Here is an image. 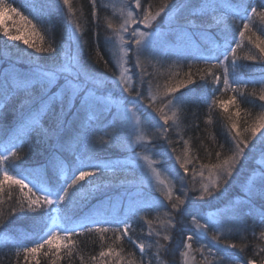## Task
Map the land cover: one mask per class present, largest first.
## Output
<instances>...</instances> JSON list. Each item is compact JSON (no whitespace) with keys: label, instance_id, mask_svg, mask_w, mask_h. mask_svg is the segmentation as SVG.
I'll use <instances>...</instances> for the list:
<instances>
[{"label":"trees","instance_id":"1","mask_svg":"<svg viewBox=\"0 0 264 264\" xmlns=\"http://www.w3.org/2000/svg\"><path fill=\"white\" fill-rule=\"evenodd\" d=\"M129 1L131 0H126ZM233 1L240 2V0ZM168 2L169 0H141L145 7L151 4L153 14ZM176 2L179 3V0ZM217 2L218 0L214 3ZM245 3L256 6L258 13L251 14L243 20L223 13L222 7H218L215 13L216 17L223 21L219 28L223 29L225 24L228 26L227 38L234 42L233 48L239 43L235 61L241 65V69L238 73L236 71L238 74L236 83H232L227 91L223 90L222 82L218 86L214 85L212 77L207 75L209 68L217 74L221 73L214 66L217 64L206 63L204 58L194 56V53L207 48L200 45L201 41H196L195 35L198 34H202V37L211 43H218L219 50L224 47V40L216 38L219 29L205 32L203 27L190 28L183 18L177 25L174 21L181 14L175 8H166L165 12L161 13V17L153 21L156 31H170V35L167 40L156 42L149 52L139 58L140 67L135 66V58L129 59L133 68L132 71L130 70L134 81L132 87L140 90L142 102L131 103L126 98V92L122 93L121 89L115 86L112 89L117 97L127 101L137 110L141 121L144 122L141 140H138V137L136 140L132 132L122 139L120 135L122 130L130 127L127 121L117 115L113 120L103 121L101 124L97 119L90 125L85 123L83 127L80 126L79 121L76 125H70L64 136L65 150L54 152L49 147L54 141L46 144L42 138L36 139L35 133L32 134L34 137L32 142L24 136V131L20 135L10 134L13 125L20 121V117L13 119L11 105L7 108L0 106V118H2L0 119V153L6 154L5 150L8 149L6 147L19 145L16 149L18 158H12L3 165L8 168L10 175L39 184L45 174L53 175V164L56 165L57 178L61 174V164L70 174L71 169L76 166L77 155L92 164H100L105 169L102 173H98L96 187L90 188L86 184L76 197L75 204L70 206L66 213H60L55 221L72 224L77 219L90 216L94 208L101 203L112 199L119 202L120 197L136 195L140 189L145 190L143 196L159 198L158 204L153 207L133 206L127 201H121L118 204L121 207L122 217L108 221L105 228L110 230L74 231L67 238L66 234H60L56 241L63 243L44 244L43 248L36 253H29L25 258L23 248L34 247V242L45 234L53 220L49 218L45 223L39 219L37 212L21 213V206L27 207L29 198L35 199L40 195L35 189H33L35 195L28 191L33 184L21 190L20 186L12 181H5L3 188L0 189V264H53V261L55 264H91L93 258L89 256L100 254L102 247L107 250L109 246L116 247V251L119 252L118 262L126 257L127 264L131 262L141 264V261L145 264L148 261H151V264H161V262L184 264L185 255L182 253H187L186 237H182L181 234L192 232L195 227L192 216L206 211H218L228 204H235L238 199L242 201L236 211L237 225L229 236L221 238L224 244L237 245L232 249L235 254L230 252L225 259L219 260L218 257L223 253L217 252L218 248L212 249L215 255H209L207 247H204L202 253L201 246L193 240L191 241V253L194 258L192 260L195 264H205L206 261L209 264H216L214 262L216 260L220 264H236V260H239L240 264H246L251 259L255 260L256 264H261L264 260V237L260 234L264 232V223L261 222L260 213L264 201L254 200L253 204L249 205L244 193L240 192V186L246 182L251 170L257 166V151L260 152L259 138L264 132V101L259 99V96L264 94V83H261L264 81V54L257 47V45L264 47V31H262L264 19H261L259 14L260 11H264L260 8L264 0H245ZM71 8L72 11L69 12V6L64 5L63 0H0V84L3 83L6 75L11 82L13 74L26 75L28 70L37 65L43 68L54 67V61L58 63L63 53L69 49L68 38L74 24L79 26L75 34L78 38H84L80 43V59L83 64L97 76L105 75L104 73L109 76L108 66L112 63L113 55L112 50L107 49L109 42L106 40L113 42L114 35L120 28V3L116 0H96L94 10L91 0H71ZM133 9L135 13L140 11L136 10L134 5ZM94 11L95 15H93ZM182 16L187 17V13H183ZM23 17H27L32 23L29 24ZM164 19L168 23L163 22ZM245 22L249 24L247 30L244 29ZM109 23L112 24V28L107 27ZM196 23L199 24L200 21L197 20ZM241 30L245 33L243 37L239 35ZM5 31L11 35H18L21 39L9 42L8 37L4 36ZM181 36L189 40L193 38L194 43L183 44L179 40ZM25 39L34 47L26 45ZM37 47L41 49L51 47L55 52H36ZM249 56L255 59H249ZM232 59L230 54L229 65ZM105 61L108 62L107 67ZM189 74L195 84L179 88L174 95L180 96L183 93L182 102L170 103L172 95L169 94L168 89L186 82ZM141 76L142 86L139 82ZM201 76L205 78L201 79ZM117 77L115 71L114 80ZM235 85L238 86V90L235 89ZM215 87L220 91H216L213 95L210 90ZM233 89L236 92L231 93ZM233 96H235L234 101ZM213 101L216 103L212 104ZM97 115L101 117L100 120L105 117L104 113L99 112ZM164 116L168 118L167 124L164 123ZM80 119H83V114ZM233 123L241 131L239 136L232 131ZM253 127L259 128L255 137L251 132ZM74 140L76 141L72 144ZM244 140L249 141L248 147L244 149L249 158L241 160L245 165L244 168H240V164L236 165L240 171L239 174L234 173L235 179L229 187L224 183L222 176H217L212 165L223 164L235 152L236 143ZM252 143H256L258 148L250 152ZM142 144L144 148L152 149L154 153L152 159L156 167L169 177L170 199L168 194L147 188L144 185L145 176L131 163L136 161L137 157L130 154L128 148ZM240 146L244 147V144L240 143ZM217 153H220L219 157ZM181 163L188 169L187 173L180 167ZM181 176L184 177L182 182ZM210 177H217L220 191L213 187L217 182L210 184ZM2 179L3 175L0 173V180ZM205 186L212 189L215 199H195L200 196V190ZM184 192H187V198ZM177 197H180L184 203L180 204ZM173 203L178 205L179 212L173 210ZM65 215L68 219H65ZM125 219L132 224L128 236L122 228ZM173 224L175 228H172ZM165 234L170 235L171 239L164 240ZM142 240L149 245L143 260L140 259L139 250L135 245L137 241ZM157 241L163 247H158ZM76 242L77 249L72 252V256H69L71 254L69 250L75 248ZM98 247L100 251L93 253L92 251ZM134 250L137 251V255Z\"/></svg>","mask_w":264,"mask_h":264},{"label":"snow or ice","instance_id":"2","mask_svg":"<svg viewBox=\"0 0 264 264\" xmlns=\"http://www.w3.org/2000/svg\"><path fill=\"white\" fill-rule=\"evenodd\" d=\"M93 9L96 8V0H91ZM64 5L69 6V12L72 11L71 0H63ZM218 7H233L237 15L239 12L245 14H257L258 8L249 3H245V0H240L239 3L234 6L227 3V0H218L217 3H212L210 0H179V3L176 0H169L168 3L164 4L159 11L155 14L151 11V4L149 3L145 7L141 0H135L134 8L140 10L139 13H134L133 10H130L127 13V19L120 25V28L117 32L118 39L121 41V44L125 42V37L123 34H127L128 39L126 41L127 47H120V52L123 54V58L136 60V67H139V58L145 53L149 52L155 45L154 36H156V30L153 27V21H156L157 17L161 16V13L165 12L166 8H175L176 11L181 14L177 16V19L174 21L177 25L181 23L183 18L185 23L190 28H201L205 32H209L212 29H219V33L216 34L217 39L224 40V50H223V60L219 61V66L222 67V73L217 74L213 72L211 68L207 70V75L212 77V82L214 85H220L221 82L224 85V91H227L232 83H236V62L235 54L236 48L239 47V43L236 44V48L230 46L227 38V25L223 29H220L219 26L223 21L216 17V9ZM260 8L264 10V3L260 5ZM187 13V17H183V13ZM261 19H264V11H260ZM95 15V11L93 13ZM210 18V19H209ZM235 18V17H234ZM241 20L244 19V16H239ZM29 24L32 23L31 20H28L27 17H23ZM199 20L200 23L197 24L196 21ZM135 25L136 27H131ZM143 26L144 30H141L140 26ZM171 23L169 27L171 28ZM35 28V25H33ZM108 28H112V24L107 25ZM249 24L244 23V29L247 30ZM79 29L77 25L76 28L69 35V49L65 51L60 58L59 62L54 61L55 66L52 68H43L39 65L28 70L26 75L13 74L11 76V82L9 76L6 75L2 84H0V106L7 108L9 105L12 106V115L13 119L17 116L21 120V128L24 130V136L29 142H32L34 139L33 133H35V138H42L47 144L49 141H54L50 144L49 147L52 148L54 152L65 150L64 136L67 132L70 125H76L77 121L81 127L87 123L90 125L94 120L99 119L97 115L98 110L107 107V89L108 85L112 82L111 78H98L92 70L87 68L80 59V41L79 38L75 35V31ZM264 31V30H262ZM123 33V34H122ZM244 31L241 30L239 35L244 36ZM4 36H7L9 40L16 41L20 40L21 37L18 35H11L8 31L4 32ZM106 42H110L107 41ZM24 43L29 47H34V45L29 44L28 40H24ZM75 44V50H72L71 45ZM262 54H264V47L257 45ZM97 45V51H98ZM36 52L41 51H52L55 52V49L49 47L48 49H41L37 47ZM229 53H231L233 59L231 65H229ZM249 59H255V57L249 56ZM51 59V57H50ZM219 60V57H217ZM208 62L207 60L205 61ZM108 62L105 61V67H107ZM123 67V65H121ZM231 67V71L229 70ZM130 69L124 68V72H128ZM103 74H100L102 77ZM232 77L230 81L229 77ZM204 79V76L200 77ZM123 79V74L120 77L115 78V87L120 88L121 92L132 94L133 91L136 93L137 99H142L141 92L138 88L129 87L128 82L125 80L121 83ZM140 84L143 85V77L140 78ZM264 83V81H261ZM195 84V81L192 79L191 75H188L186 82H182L177 87L169 88L168 92L172 95L170 103H180L183 99V93L180 96H175L174 94L179 90V88L187 87L188 85ZM216 91H220L218 87L210 90L211 94H215ZM235 91V89H233ZM261 101H264V94L259 96ZM232 100H235V96L232 97ZM216 102L213 101L212 104ZM209 105V107L212 106ZM151 106V105H150ZM124 108V111L127 112L128 109L121 105ZM108 112L111 113V108H108ZM81 114H83V119H80ZM239 115V113H237ZM71 117V119H69ZM2 119V118H0ZM164 123L167 124V116L163 117ZM163 127V126H161ZM232 128H236V124H232ZM166 131V129H164ZM259 131V128L253 127L251 129L253 137ZM239 136V132H237ZM260 158L256 160V167H254L248 175L246 182L241 185V191L244 193V198L249 205H252L254 200L264 201V132L260 135ZM240 143L244 144V147L240 146ZM249 141L244 140L238 142L235 145V152L233 155L225 160L223 164L212 165V168L216 170L217 176H222L224 178V183L229 187L232 186V181L235 179L234 173L239 174L240 169L236 167L237 164H240V168H244L245 165L241 163V160H247L249 157L245 153V147H248ZM19 145H13L10 149H6V154L0 153V173L3 175V179L0 180V189L3 188L5 181H12L13 183L20 186L21 190L27 188L28 185L25 183L24 178H17L9 174L7 167L3 165L6 164L12 158L17 157L16 149ZM258 145L252 143L250 152L257 149ZM75 155V153H73ZM219 157L220 153L216 154ZM17 167L19 165H16ZM151 166V165H150ZM181 168H184V172L187 173L188 169L183 163L180 165ZM56 165L53 164L54 173L52 176L44 175L39 184H33L32 188H29L28 191L35 195L33 189L36 192H39L40 195L36 196L35 199L29 198L27 201V207L21 206V213L26 214L28 212H37L39 213V219L47 223L49 218H52L53 223L49 226L48 231L36 240L34 247H24L23 252L25 258L29 253H36L40 248H43L44 244L52 245L58 236V226L55 223L56 217L62 213L67 212L70 206L75 204L76 197L80 194L81 190L86 187V184L90 188L96 187V180L99 179L98 173L105 171L100 164H92L80 156H76V166L71 169L69 172L61 164V174L59 178L55 175ZM93 169L88 171L85 169ZM78 173V174H77ZM184 177L181 176L180 180L183 181ZM86 182V183H85ZM51 185V187H49ZM217 191H220L219 183L213 185ZM227 189H225L226 191ZM187 198V192L183 193ZM207 198L215 199V193L211 188L205 186L200 190V196L195 199L205 200ZM170 199V195H169ZM180 204H183L184 201L180 200V197H177ZM63 205L64 207H60ZM173 210L179 212L180 208L176 203L172 204ZM171 216V214H169ZM261 222L264 223V204L261 205ZM65 219H68L65 215ZM201 217L197 215L192 216V222L195 225L192 232L188 234L185 238V248L191 249L193 240H200L207 237V232L210 228L214 230L216 234L211 237L213 245H216L220 242V236L222 235V229L220 227V221H214L209 223L208 220L202 224ZM172 228H175V225H171ZM127 222H124V233L127 234L129 228ZM167 229V225L164 226ZM91 231V229H88ZM62 231L66 234V238L74 233V229L64 228ZM100 231H108V229H100ZM151 235V232L149 233ZM159 235V233H156ZM264 237V232L260 234ZM119 238V237H117ZM164 240H170L171 237L168 234L163 236ZM158 247H163L159 245ZM139 250L142 255L145 254V245L139 244ZM204 245H201V251L203 253ZM208 247V254L215 255L212 250V246ZM237 245L235 244H224L222 248H218L217 252L223 253L222 256H219V260H223L228 256V249H235ZM59 249H57L58 251ZM107 253L104 251L100 252V256L103 257ZM182 255H187V253H182ZM95 259V257H93ZM53 264L55 262L53 261ZM141 264H145L144 261H141ZM147 264H151V261H148ZM163 264V262H161ZM209 264V262H205ZM236 264H240L239 260H236ZM246 264H256L255 260H248ZM261 264H264V260L261 261Z\"/></svg>","mask_w":264,"mask_h":264},{"label":"rangeland","instance_id":"3","mask_svg":"<svg viewBox=\"0 0 264 264\" xmlns=\"http://www.w3.org/2000/svg\"><path fill=\"white\" fill-rule=\"evenodd\" d=\"M216 0H210V2L214 3ZM116 2L120 3V7H121V24L124 22L125 19H127V13L130 10H133V5H134V1H129L126 2V0H116ZM132 2V3H131ZM131 6V7H130ZM135 13V11H134ZM161 17V16H160ZM160 17H157V19H159ZM165 23H168L166 21V19H164ZM131 27H134V25H131ZM141 30H144L143 26L140 27ZM123 34V33H122ZM156 36H154L155 39V43L159 42V40H167L169 38L170 35V31H164V30H158L156 31ZM125 37V42L123 43V45L121 44V41L118 39V36L115 37L114 39H116V41H114V50L112 51V55H113V59L115 62V65L117 67V72L119 77L121 76V74H123V79L121 80V83H123L125 80L128 82V86L132 87L134 85V81H132V76L130 71L128 72H124V68H128L132 71V67L129 65L130 60L128 58H123L122 56L123 54L120 52V47H127V39L128 36L127 34H123ZM84 38H80L79 37V41L80 43L83 41ZM179 40H181L183 42V44H189V43H194V39L192 38V40L187 39L184 36H181L179 38ZM10 42V40H9ZM191 43V44H192ZM10 45V44H9ZM201 46H206V49H203L202 51H198L195 54L198 55L199 53L202 54H216L218 50H216V46L219 47L218 43H211L209 40L207 39H202L201 40ZM71 46H73L72 50H75L76 45L73 43ZM81 54V53H80ZM121 65H123V67H121ZM140 67V65H139ZM105 75H103L102 77L98 76V78H109L108 74L104 73ZM112 82L108 85V89H107V107L98 110L97 113H104L105 117L104 119L99 120L97 122H99V124H101V122L103 121H109V120H113V117H117V115H119V117L125 121L128 122L130 129L132 130V133L136 136V140L138 137V140H141L142 135L143 134V127H142V121L140 116L138 115V112L135 111V109L133 107H131L129 105V103L125 100H123L122 98L117 97L116 93L114 90H112L115 86V80L111 79ZM231 93L234 92L233 90L230 91ZM121 105H124L128 111L125 112L124 108L121 107ZM108 108H111V113L108 112ZM132 134V136H133ZM143 139V138H142ZM77 140V138H76ZM72 141L71 143L74 144L75 141ZM144 144L139 145L138 147H129L128 151H130V154H133L134 156L137 157L136 161H131L132 164H134L135 166H137L140 171L143 173V175L145 176V183L144 185L147 186V188H151L154 191L157 192H161L165 195H169L170 192V181L169 179L162 173L159 171V169L156 167L155 163L152 162L151 160V156L154 155V153H152V149H146L143 147ZM151 165V166H150ZM212 178H209V181ZM25 183L30 187L33 183L30 181L25 180ZM215 183V181L211 182L210 184L213 185ZM144 186V187H145ZM145 190L140 189L139 193H137L136 195L133 196H128V197H120L119 198V202L118 201H112L110 203L107 204H103V205H99L98 207H96L93 210V215H92V222H99V223H103V222H107V216L110 215H115V212L118 213L117 210L114 209V205H118V203H120L121 201H127L129 204H133V206H138V205H142V206H152V205H156L158 204L159 198H154L151 199L149 197L143 196ZM241 199L236 200L235 204H233L232 206H229L227 208H224L220 211L217 212H209L206 214H203L199 217H201V223L203 224L205 222V220H208L209 223H212L214 221H220V227L222 229V235L220 236L221 238L226 237L228 232L225 234V231L227 229V225L229 220L233 219V217H235L236 215V211H237V207L239 206V203L241 202ZM103 206V207H101ZM112 217L108 220H111ZM56 225L58 226V229H60V231H58V235L60 234H65L62 229L64 228H68L69 224H64L58 221H55ZM87 223V220H82L77 222L78 225L83 226L84 228H88L85 226V224ZM94 225H96V223H94ZM130 225V224H129ZM71 228V227H70ZM132 227L129 228V230ZM103 229H108L109 228H104ZM124 230V229H123ZM129 230L126 234V236L129 235ZM48 231V230H47ZM46 231V232H47ZM45 232V233H46ZM212 232H214V230L212 228H210L207 232V237L200 239L197 241L198 246L200 245H204L205 247L207 246H212V249L214 248H220L221 245L220 243L213 245L212 241H211V237ZM61 243H63V241H55L53 244H58L60 245ZM75 248L77 249V242L74 244ZM208 248V247H207ZM76 249L74 250V252L76 251ZM72 251V250H71ZM228 252V250H227ZM72 256V253L69 255ZM89 258H93L92 255L89 256ZM193 255L191 253V249H187V255H185V261L184 264H195V261L192 260ZM158 260V259H157ZM216 264H218L215 261Z\"/></svg>","mask_w":264,"mask_h":264},{"label":"bare ground","instance_id":"4","mask_svg":"<svg viewBox=\"0 0 264 264\" xmlns=\"http://www.w3.org/2000/svg\"><path fill=\"white\" fill-rule=\"evenodd\" d=\"M227 3H229V4H231V5H235V4H237V2L236 1H233V0H227ZM222 11H223V13H227V14H230V15H234V16H237V17H239V16H244V19H246L247 17H249L250 15H251V11L249 10V13L248 14H245V13H243V12H239V15H237V13H236V11H234V8L233 7H222ZM76 26H77V24H74L73 25V27H72V29H71V31H73L75 28H76ZM119 26H120V23H119ZM119 30V29H118ZM118 30L116 31V33H115V35H114V38L115 37H117V32H118ZM76 35V34H75ZM77 36V35H76ZM78 37V36H77ZM195 38H196V41H201L202 39H203V37H202V34H198V35H195ZM114 41H116V39H114ZM114 41L113 42H109V44H108V47H107V49H109V50H114L113 48H114ZM228 42H229V44H230V46L231 47H233V44H234V42L233 41H231V40H228ZM218 46H216V50H218ZM223 50H224V47L221 49V50H219L216 54H202V53H199L198 54V57H200V58H204V61H208L207 63H211V64H217V65H214L216 68H218L219 69V71L222 73V67L221 66H219V61L220 60H223V55H222V53H223ZM230 54L231 53H229V56H230ZM217 57H219V60L217 59ZM112 58V63L108 66L109 67V70H110V72H109V78H111V79H114V77H115V71H116V74H117V76L119 77V75H118V72H117V67H116V65H115V62H114V59H113V57H111ZM236 62V61H235ZM129 65H130V63H129ZM139 65L141 66V63L139 62ZM236 65H237V68H236V71H237V73L240 71V69H241V65H238L237 64V62H236ZM230 69H231V67H230ZM238 75V74H237ZM231 77V76H230ZM230 77H229V79H230ZM236 86V85H235ZM238 86H236L235 87V89L237 88ZM237 90H238V88H237ZM235 92H236V90H235ZM150 97L152 98L153 96H152V94H150ZM126 98H127V100L129 101V102H131V103H134V102H137V103H140V102H142V99H137V97H136V93H133L132 92V94L131 95H129L128 93L126 94ZM131 106V105H130ZM132 107V106H131ZM134 108V107H133ZM135 109V108H134ZM135 111L137 112V110L135 109ZM21 120L18 122V123H16V124H14L13 125V131L12 132H10V134H15V135H20L24 130L21 128ZM143 125H144V122H142V127H143ZM233 133L235 134V135H237V132H239V135L241 134V131H240V129L239 128H234L233 130ZM132 132V130L131 129H124V130H122V132H121V136H122V139H124V137H125V135L126 134H128V133H131ZM258 152V156H257V158H256V160H258L259 158H260V152H259V150L257 151ZM154 156V155H153ZM153 156H151V157H153ZM151 160H152V162H154L155 163V161H153V159L151 158ZM156 165V164H155ZM160 171V170H159ZM161 172V171H160ZM168 179H169V177L164 173V172H162ZM212 179H211V182H213V181H215V182H217V177H211ZM169 181H170V179H169ZM145 183V182H144ZM170 184H171V182H169ZM151 189V188H150ZM153 190V189H152ZM240 192H241V189H240ZM243 193V192H242ZM149 198H151V199H154L155 197H149ZM100 205H103V203H101ZM157 205V204H156ZM156 205H152V206H145V207H153V206H156ZM229 206H232V204H228L226 207H224V208H227V207H229ZM101 207H103V206H101ZM224 208H222V209H224ZM222 209H220V210H222ZM220 210H218V211H220ZM209 212H217V211H206V212H204V213H201L200 215H197V216H201V215H203V214H206V213H209ZM236 216V215H235ZM235 219H237L236 217H233V219H231V220H229V222H228V225H227V229H226V231H225V234L228 232V230H229V232H228V234H227V236H229V234L232 232V230H234V227L237 225V223H236V221H235ZM107 222H108V218H107ZM114 226H117V225H114ZM107 228V227H106ZM180 233H182V232H180ZM214 234H216V233H213L212 232V235H214ZM188 235V233L186 234V233H182L181 234V236L182 237H186ZM226 236V237H227ZM223 238H225V237H223ZM197 241V240H196ZM220 245H221V247L220 248H222L223 247V245H224V243L221 241V237H220ZM139 244H144L145 245V252H147L148 251V247H149V245L147 244V243H145L143 240L142 241H137L136 243H135V245H136V247H137V249L139 250V247H138V245ZM76 248H71L70 250H69V253H72V252H74V250H75ZM91 249H93L92 247H91ZM72 250V251H71ZM98 251H100V248L98 247V248H95L92 252L93 253H97ZM101 251H104L105 253H107L105 256H103V257H101L100 256V254H93L92 255V257H95V259H93V262H91V264H127V259H126V257L122 260V261H120V262H118L117 261V258H118V256H117V253H119L118 251H116V247H114V246H109L108 248H107V250H105V249H103V247H102V249H101ZM134 252L136 253V255H137V251L136 250H134ZM230 252H233V250L232 249H228V253H230ZM234 253V252H233ZM235 254V253H234ZM138 255L140 256V259L141 260H143V256L145 255H142L141 254V252H140V250L138 251ZM215 262V261H214ZM216 262L218 263V264H220L217 260H216ZM131 264H137V263H132L131 262Z\"/></svg>","mask_w":264,"mask_h":264}]
</instances>
